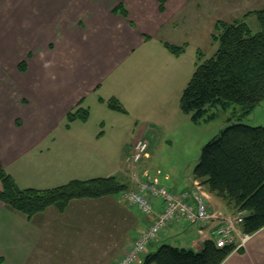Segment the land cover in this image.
Segmentation results:
<instances>
[{
    "label": "crops",
    "instance_id": "obj_1",
    "mask_svg": "<svg viewBox=\"0 0 264 264\" xmlns=\"http://www.w3.org/2000/svg\"><path fill=\"white\" fill-rule=\"evenodd\" d=\"M159 1L0 0V163L20 188L46 189L73 179L110 176L115 168L123 166L125 154L122 161L108 162L95 176L89 174L82 178L68 169V156L73 145L83 148L87 144L86 136L88 140L91 134L100 133L107 126L105 117L118 114L106 105L109 97L120 101L125 111L115 110L122 116L140 119L142 123L131 142L123 145L124 152L134 146L138 137L148 136L149 126H159L157 123L162 120L156 117L161 113V106L169 103L174 112L181 113L180 97L172 95L171 89L181 70L166 62L171 57L160 48L162 46L157 51L147 45L152 41L151 35L162 26L183 22L182 14L188 0H161L163 12ZM119 5H123L126 15L114 12ZM154 58L161 60L154 63ZM22 63L25 69L20 71L18 66ZM78 104L82 107L78 112L86 113V117L62 125L66 114L74 113ZM92 109L99 117L94 125H87ZM256 113L255 110L252 119ZM249 116L243 119L248 121ZM233 121L236 118L230 122ZM52 145L55 148L49 149ZM144 168L148 173L146 165ZM25 175L27 182H24ZM187 179L175 183L179 189H172L188 190L193 175ZM209 195L213 211L225 215L232 212L227 200L220 198L225 204L220 199L213 201L216 195ZM107 198L99 199L123 208L124 240L112 244L83 241L75 259H70L72 264H116L136 235L151 223L153 217L141 215L122 198L119 201ZM76 201L80 200H72L69 204ZM3 205L0 201V209ZM191 233L196 238L190 246L177 244L176 247L197 251L205 239H201L193 226L176 222L169 224L146 252L165 243L173 245V241L178 242L179 237ZM259 234L264 239V228L254 235L259 237ZM257 239L252 241L250 238L241 248L242 252H251L258 247L259 243H253ZM64 246V243L60 244V251L65 249ZM54 247L57 251L56 243ZM237 251L222 264H257V256Z\"/></svg>",
    "mask_w": 264,
    "mask_h": 264
},
{
    "label": "rangeland",
    "instance_id": "obj_2",
    "mask_svg": "<svg viewBox=\"0 0 264 264\" xmlns=\"http://www.w3.org/2000/svg\"><path fill=\"white\" fill-rule=\"evenodd\" d=\"M159 2L160 11L163 12V3L161 0ZM262 8H264V0H188L182 14V16L184 15L183 22L172 25L169 23L167 26H162L160 30L158 29L156 34H152V41L147 46L154 50L157 48V51H160L158 48L162 46L160 48L166 50L171 57L167 58L166 62L181 70L178 81L171 88L172 95L181 97L195 68L200 63L214 57L218 50V41L215 36L217 37L221 32L223 23L243 19L252 34H255L260 31V27L254 12ZM163 44H167L168 50ZM172 48H174L173 51H179L174 53L171 51ZM160 60L156 61L154 58L153 62L156 63ZM163 61L165 62V60ZM149 68L150 66H148ZM176 101L178 103V100ZM119 102L118 99L109 97L106 105L118 114H112L109 118L105 117L107 126L100 133L91 134L88 140L86 136L84 141L87 144L83 148L73 145L68 156L70 161L68 169L73 170L74 175L77 173L82 178L89 174L95 176L102 167L109 164L108 162L112 160L116 162L120 159L122 161L125 154L123 166L115 168L113 175L92 177L86 180L115 177L117 180L127 183L128 187H132V181L139 174L145 172L144 165H146L150 177H157L162 182H165L166 179L167 187L179 189L175 183L188 180L187 176L192 174L198 162L201 148L220 129L225 127L229 118H236L234 108L239 109L238 106H232L224 111H218L215 118L211 120L194 123L192 114H185L181 111L178 115L169 103L161 106V113H158L159 116L156 117L162 120L157 123L159 126H149L148 136L138 137L133 144L135 146L140 140L148 144L147 158H143L135 167L130 164L134 146L124 152L123 145L131 142L136 135L138 126L142 123L140 119L136 121L133 117L122 116L116 111L115 109L125 111ZM74 110V113L66 114L62 125H69L71 114L74 116L73 119L80 118L81 113L77 112L82 110V107L78 104ZM255 110L257 113L255 119H252ZM171 111L174 114L167 113H172ZM254 111L249 114L248 121L243 119V123L250 126H264V100ZM132 114L136 116L135 113ZM98 117L92 109L87 125H94ZM153 118L154 116L151 119ZM108 124H112V126ZM70 137L72 136L70 135ZM54 148L55 145L49 147V149ZM43 164L46 162L44 161ZM0 167L8 173L1 163ZM23 178L24 182H27V176ZM70 181L72 180L64 184ZM106 196H108L107 199L116 201L122 198L121 193ZM217 199L220 198L214 196L213 201H217ZM79 200L69 204L70 201L63 211L49 206L30 217L4 203L5 205L0 209V264H67V260L74 258L82 249L83 246L80 247V244L83 241L95 240L112 244L115 241L122 242L124 240L126 230L121 221L123 212L121 206L110 201L105 203V200L99 198H81ZM220 202L225 204L222 199ZM234 213L235 210L232 209L229 214ZM193 233H195L194 229ZM254 234L250 238L252 241H256L258 238L257 242H253L254 244L259 243L258 247L251 252L243 253L242 249L237 252L241 251L239 253L257 256V264H263L264 239L260 238V234L259 237ZM195 238L196 235L192 233L181 236L178 238V242L173 241V245L190 246L191 241ZM55 243L57 251L54 247ZM63 243L65 249L60 251L59 246ZM72 263L73 260H70V264Z\"/></svg>",
    "mask_w": 264,
    "mask_h": 264
},
{
    "label": "trees",
    "instance_id": "obj_3",
    "mask_svg": "<svg viewBox=\"0 0 264 264\" xmlns=\"http://www.w3.org/2000/svg\"><path fill=\"white\" fill-rule=\"evenodd\" d=\"M114 12L126 15L123 5ZM254 14L260 27L255 34L243 19L222 24L215 36L216 54L195 68L179 99L180 110L192 114L194 123L211 120L220 110L239 107L234 108L236 121L229 118L201 148L192 175L209 193L227 200L235 211L245 212L240 228L248 235L264 228V126L241 122L264 100V8ZM19 69H25L23 63ZM85 117L82 112L80 118ZM73 118L71 114L70 120ZM0 183V201L28 217L49 206L63 211L74 199L100 198L128 188L115 177L74 179L44 190L20 188L1 167ZM234 249V245L217 247L209 239L197 251L165 243L146 252L141 264H222Z\"/></svg>",
    "mask_w": 264,
    "mask_h": 264
},
{
    "label": "built area",
    "instance_id": "obj_4",
    "mask_svg": "<svg viewBox=\"0 0 264 264\" xmlns=\"http://www.w3.org/2000/svg\"><path fill=\"white\" fill-rule=\"evenodd\" d=\"M147 153L148 144L138 141L131 154V166L136 167ZM132 183V187L121 193L122 199L136 207L141 215L153 219L143 232L136 235L116 264H141L150 243L155 242L171 223L193 226L201 239L213 240L217 247L234 245V251L242 248L252 236L240 228L244 211L236 210L232 215H225L211 210L210 195L198 179L193 178L190 188L185 191L170 189L147 172L139 174Z\"/></svg>",
    "mask_w": 264,
    "mask_h": 264
}]
</instances>
